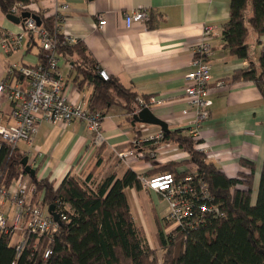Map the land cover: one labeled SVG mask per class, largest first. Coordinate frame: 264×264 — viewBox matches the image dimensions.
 <instances>
[{"label": "crops", "instance_id": "0c3cea01", "mask_svg": "<svg viewBox=\"0 0 264 264\" xmlns=\"http://www.w3.org/2000/svg\"><path fill=\"white\" fill-rule=\"evenodd\" d=\"M33 1L37 3L36 8L46 9L48 14L54 12L56 5H69L63 32L82 43L110 79L130 88L137 98L154 97L160 101L151 106V111L168 125L170 132L181 130L185 136L195 121L187 102L185 77L192 69L193 48L202 40L204 27H213L208 39L211 55L207 58L211 66L209 92L213 104L210 118L201 129L197 150L228 178L251 173L241 162L253 163L251 203H255L264 159V99L251 81L229 82L230 77L247 68L249 62L230 55L222 41V27L229 18L227 0ZM135 9H143L147 18L127 28L124 16ZM97 16L105 19L104 26L97 25ZM5 32L17 33L18 26L10 23L0 10V39ZM251 36L250 41L249 35L247 37V45L256 64L264 49V35L258 43L253 33ZM25 42L22 51L4 54L0 49V81L6 78L13 64L33 66L38 63L39 49L29 40ZM18 52L20 57L16 61L12 56ZM72 58L61 57L58 61L63 92L71 102L88 103L93 87L78 86L82 77L72 68ZM220 82L224 83L223 87H217L216 83ZM8 113L9 103L1 99L0 124L12 122ZM102 132L105 143L93 151L91 135L83 122L74 120L62 125L40 121L31 147L21 141L17 151L28 157L37 179H48L55 186L68 173H79L81 180L90 175L87 183L94 186L110 174L121 177L128 169L140 178L162 174L148 173L167 163L178 164L179 172L193 168L186 163L188 155L174 143L140 142L137 149L143 153V158L128 154L133 142L161 131L159 127L142 123L132 126L121 106H112L104 112ZM148 153L153 154V158ZM125 193L135 224L143 230L148 245L159 256L158 228L167 235L175 228L172 222L164 223L166 201L159 193L143 188L126 189Z\"/></svg>", "mask_w": 264, "mask_h": 264}, {"label": "trees", "instance_id": "16d2710c", "mask_svg": "<svg viewBox=\"0 0 264 264\" xmlns=\"http://www.w3.org/2000/svg\"><path fill=\"white\" fill-rule=\"evenodd\" d=\"M29 1L0 0V10L7 15L13 5ZM227 1L229 18L222 27V41L230 55L249 62V66L235 72L229 82L251 81L264 99V51L258 55L255 64L247 45L250 32L256 43L264 35V0ZM33 14L39 17L40 28L53 31L52 17ZM32 43L39 49L38 63H44L41 47L34 40ZM57 52L62 57H73L72 68L82 77L78 86L88 84L93 87L87 103L89 110L104 115L112 106L119 105L118 100H123L125 105L136 101V93L116 79H100L97 64L82 43L59 47ZM129 113L125 112V117L131 124ZM159 141L176 144L188 155L186 163L192 164L193 168L179 172L178 164L167 163L148 174L170 173L178 178L188 172L195 173L207 183L223 215H208L196 229L178 228L168 235L159 227L157 239L164 254L158 262L156 251L150 248L143 230L134 222L126 197V189H142L135 172L128 169L121 177L110 174L98 184L90 185L93 189L87 186L90 175L80 182L74 174L68 173L57 186L48 179L36 177L31 180L35 192L30 205H38L47 211L53 206L65 220L59 216L61 224L56 233L42 237L24 234L26 244L20 256L15 250L18 241L15 235L0 233V264H264V159L256 200L252 204L253 163L241 162L251 173L228 178L197 150L200 141L182 135L181 130L162 135ZM0 144V165L6 170L4 185L10 186L16 180L28 177L20 164L24 154L17 150L11 153V147L1 140ZM138 147L134 142L132 149ZM47 249L52 253L45 259Z\"/></svg>", "mask_w": 264, "mask_h": 264}, {"label": "built area", "instance_id": "2783aa9c", "mask_svg": "<svg viewBox=\"0 0 264 264\" xmlns=\"http://www.w3.org/2000/svg\"><path fill=\"white\" fill-rule=\"evenodd\" d=\"M36 4L33 0L27 4H15L8 14L20 17L22 12H30L52 17V32L40 28L32 18H26L20 20L17 33L5 32L0 39V49L4 54L22 51L25 41L34 40L41 47L44 60V63L34 66L13 64L8 69L6 78L0 81V100L4 99L9 103L8 116L12 120L10 124H0V140L11 147L12 153L17 150V144L21 141L25 142L28 148L31 147L40 121L64 125L77 120L83 122L90 133V147L94 151L105 143L102 132L104 115L100 111L89 110L87 103L83 101L71 102L63 92L61 76L58 73V61L62 57L57 52L58 48L79 43L76 38L63 32L69 5H56L54 12L48 14L46 9L36 8ZM146 18L147 14L143 9H135L125 14L124 22L129 28ZM97 20L99 27L106 24L101 16H97ZM212 32L213 27H204L202 40L193 48L192 69L185 77L187 102L195 116L194 124L186 135L194 141H201V129L210 118L213 104L209 92L212 83L211 66L207 62L208 56L211 55L208 39ZM96 70L101 80H110L107 72L100 66L97 65ZM216 85L223 87L224 83ZM154 104H160V101L154 97L137 98L129 116L133 117L143 108L150 109ZM161 138L162 133L146 136L135 143V146L140 142L159 141ZM128 154L139 158L144 156L138 149H132ZM147 155L153 158V154ZM74 175L80 178L79 173ZM5 177L6 170L0 165V233H18L15 250L17 256H20L26 244L24 234L39 237L53 234L58 231L59 224L53 220L46 208L30 205L35 187L29 177L20 178L10 186L4 185ZM139 179L143 189L159 193L166 201L168 213L165 220L175 225L174 230H193L203 224L208 215H223L220 207L214 202L207 183L193 172L178 178L170 173H162ZM87 186L93 189L88 183ZM59 216L65 220L62 213ZM51 253V249H47L44 258L47 259Z\"/></svg>", "mask_w": 264, "mask_h": 264}, {"label": "water", "instance_id": "95a60500", "mask_svg": "<svg viewBox=\"0 0 264 264\" xmlns=\"http://www.w3.org/2000/svg\"><path fill=\"white\" fill-rule=\"evenodd\" d=\"M5 17L10 23H12L14 25H19L21 19L32 18L35 21V23L38 26H40L39 17L33 13H30V12H22L20 17L12 15V14H7V15H5ZM136 123H142L145 125L159 127L163 136L169 134V132H170L168 129V125L164 121L160 120L157 116H155L154 113L149 108H143L141 111H139L138 114H136L132 117L131 125L135 126ZM20 164L23 167L25 174L31 180H35L36 179V172L28 164V157L27 156H24L22 158ZM48 213L56 223H58L59 225L61 224V221L59 219V215L55 212L53 206L48 207Z\"/></svg>", "mask_w": 264, "mask_h": 264}, {"label": "rangeland", "instance_id": "374dc122", "mask_svg": "<svg viewBox=\"0 0 264 264\" xmlns=\"http://www.w3.org/2000/svg\"><path fill=\"white\" fill-rule=\"evenodd\" d=\"M252 33H250L249 34V37H248V41H250L251 40V38H252ZM19 57H20V52H18L17 54H14L13 56H12V59H16V61H18L19 60ZM119 101V105L118 106H121V107H123L124 108V106L125 107H127L126 109H125V112L127 113L128 111L130 112V110H131V108H133V106H134V102H129V103H127L126 105H125V103L123 102V100H118ZM20 147V150H23V146L20 144L19 145ZM188 173H190V172H188ZM187 173V174H188ZM75 176V175H74ZM76 178H78V180L80 181V182H83L84 180H81V178L82 177H77L76 176ZM168 212H166V214H167ZM165 221H167V220H164V223H166ZM169 222V221H168ZM171 233V232H170ZM15 235V237L17 238V236H18V233H16V234H14ZM18 238H19V236H18ZM164 254V250H162V249H160V253L158 254L159 256H157L158 257V262L161 260V254Z\"/></svg>", "mask_w": 264, "mask_h": 264}]
</instances>
